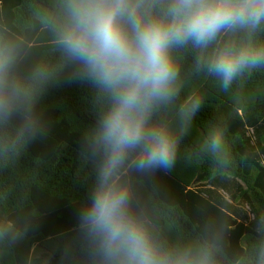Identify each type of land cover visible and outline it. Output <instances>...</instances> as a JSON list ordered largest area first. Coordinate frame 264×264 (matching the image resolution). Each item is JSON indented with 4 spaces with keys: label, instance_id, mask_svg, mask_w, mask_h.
I'll list each match as a JSON object with an SVG mask.
<instances>
[{
    "label": "trees",
    "instance_id": "16d2710c",
    "mask_svg": "<svg viewBox=\"0 0 264 264\" xmlns=\"http://www.w3.org/2000/svg\"><path fill=\"white\" fill-rule=\"evenodd\" d=\"M57 21V0H0V34L18 42L22 70H44L27 143L0 147V264H93L88 236L66 243L59 254L45 249L48 240L85 232L80 212L96 183L101 154L94 137L108 104L57 45ZM200 56L191 47L175 53L178 94L153 116L154 123L183 126L181 108L198 98L192 120L200 128L176 133L179 149L170 167L128 169L122 179L132 210L163 244H207L215 264H250L264 238V67L238 78L230 98H212L221 84ZM210 131L223 138L216 154L206 146Z\"/></svg>",
    "mask_w": 264,
    "mask_h": 264
},
{
    "label": "clouds",
    "instance_id": "9594fccd",
    "mask_svg": "<svg viewBox=\"0 0 264 264\" xmlns=\"http://www.w3.org/2000/svg\"><path fill=\"white\" fill-rule=\"evenodd\" d=\"M57 8V45L108 100L94 137L101 154L96 183L80 212L93 264H215L207 244L160 242L132 210L122 177L128 169L168 168L175 161L180 137L167 123H154L153 116L178 94L177 51L199 50L208 74L225 90L264 67V40L258 38L264 33V0H57ZM39 22L47 25L48 18ZM21 64L18 42L0 34V147L5 150L24 146L31 136L44 79V70L26 74ZM199 107L198 98H188L181 119L187 122ZM206 146L220 152L221 134L210 131ZM250 264H264V238L254 245Z\"/></svg>",
    "mask_w": 264,
    "mask_h": 264
},
{
    "label": "rangeland",
    "instance_id": "374dc122",
    "mask_svg": "<svg viewBox=\"0 0 264 264\" xmlns=\"http://www.w3.org/2000/svg\"><path fill=\"white\" fill-rule=\"evenodd\" d=\"M226 39V38H225ZM216 91V92H215ZM215 91H214V95L213 96H209V97H212V98H216V97H219V96H228V98H230L231 97V92H230V90H229V88L227 89V90H225V89H223L222 87H221V85H219L218 87H216V89H215ZM208 94H206V93H202L201 94V97H204V96H207ZM200 97V98H201ZM227 98V97H226ZM183 126H181L180 124H177V123H175V124H173L172 126H171V128L177 133V132H180V134H189V131L191 130V131H195V130H197V129H199L200 127L198 126V124H197V122L195 121H193L192 120V117L187 121V122H183ZM186 124H188V126H186ZM192 125H193V128H189L190 126L192 127ZM185 126V127H184ZM188 127V128H187ZM181 129H184V131L183 132H181ZM191 136H194L193 134L191 135ZM195 138V137H194ZM175 162V161H174ZM180 167H181V169L183 168V171H185L186 172V174H191V173H193V170H192V168H190V167H188V166H181L180 165ZM245 209V211L250 215V218H253V214L251 213V210L249 209V208H244ZM87 236V234L85 233V232H81V234L79 233V234H74V235H72V236H69V237H67V238H65V239H62L61 240V238L60 239H52V240H48V243L46 244V247H45V249L47 250V251H49L50 253H52V254H59L58 252H60L59 250H63L64 251V248H65V244L66 243H69V242H72V241H76L77 240V242H78V240H82V239H84L85 237ZM64 247V248H63ZM61 248H63V249H61ZM62 252V251H61Z\"/></svg>",
    "mask_w": 264,
    "mask_h": 264
},
{
    "label": "crops",
    "instance_id": "0c3cea01",
    "mask_svg": "<svg viewBox=\"0 0 264 264\" xmlns=\"http://www.w3.org/2000/svg\"><path fill=\"white\" fill-rule=\"evenodd\" d=\"M176 121V120H175ZM192 185V184H191ZM191 185L189 184V187H191Z\"/></svg>",
    "mask_w": 264,
    "mask_h": 264
}]
</instances>
